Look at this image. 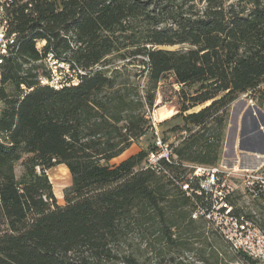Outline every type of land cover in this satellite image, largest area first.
Returning <instances> with one entry per match:
<instances>
[{
  "label": "trees",
  "instance_id": "trees-1",
  "mask_svg": "<svg viewBox=\"0 0 264 264\" xmlns=\"http://www.w3.org/2000/svg\"><path fill=\"white\" fill-rule=\"evenodd\" d=\"M0 21L15 36L0 64V264H158L149 250L186 264L182 253L222 238L193 217L210 195L187 169L146 166L155 142L112 161L146 135L173 77L177 160L221 162L231 104L251 93L264 112V0H0ZM49 58L78 82L42 84ZM58 165L72 178L63 205Z\"/></svg>",
  "mask_w": 264,
  "mask_h": 264
},
{
  "label": "rangeland",
  "instance_id": "rangeland-1",
  "mask_svg": "<svg viewBox=\"0 0 264 264\" xmlns=\"http://www.w3.org/2000/svg\"><path fill=\"white\" fill-rule=\"evenodd\" d=\"M47 63L48 66L51 68V73L54 76L55 80H58L60 82L72 80L74 82L77 81L74 76L75 73L71 69H69V65L57 63V61L51 58L48 59ZM121 63L123 62L119 58H113L109 66H111L112 64L119 65ZM137 69L143 70V68H141L140 66L137 67ZM42 80L46 81L47 78H42ZM144 83L145 74L143 77H141V84L144 85ZM173 83V77L168 78L164 82L163 91L158 92L156 103L150 116L152 122L156 121L157 123H160V125H158V132L161 137H163L168 143L181 141L182 137L186 134V132H174L172 130L174 126L182 123L181 119L179 118H171L179 111L178 101L180 99L177 94L179 86ZM42 84L49 85L47 83ZM229 114L230 115L226 128L223 151H227V144L232 145L235 131L238 125V127L240 126L241 129L240 133L244 136L243 145L249 148H254L256 151L264 152V145L262 142L263 139L261 138L262 135L259 134V130L257 129V123H262V129L264 131V113L257 108L256 100L252 99V94L248 93L240 95V97L231 104L229 108ZM166 119L168 121L163 122ZM152 122L146 135H144L140 139V141L133 145L131 149H129L126 153H124L119 158L113 160V163H117L120 160L132 154H135L141 149H146L147 147H149V145L155 142L156 134L155 130L152 128ZM253 140L257 142L253 143ZM262 154L264 155V153ZM241 162V165H237L238 167L236 168H239L237 170L257 169L253 167H246L254 166V164L243 161V158ZM220 163H224L228 167H234L235 159L231 157L224 158L222 156ZM18 169L20 168L18 167ZM262 171L264 172V170ZM48 174L50 180L53 183V190L58 202H60L62 205L65 204L64 190L72 182L69 169L65 165H58L50 169L48 171ZM230 182L234 187H237L236 191L234 192V196L232 197V203H235V205L242 211V213H252V215H255V220L257 224L264 231V203L260 199L253 198L249 195V193L246 192L245 181L242 177L240 178L237 175H232L230 177ZM212 227L215 229L213 225ZM212 238L213 237L208 239L207 242L204 241V245L207 243H212V246L208 245L207 250L204 247L201 248V246H199V250L185 251L181 254V260L184 261V263L186 264H248L235 256V253L233 252L234 250L229 247L230 244L228 245L224 241L223 237L220 239H216V241H214ZM195 247H198L197 244L195 245ZM212 251H214L213 254ZM145 253L150 263L158 262V264H168L167 259H158L155 254L150 250L148 252L146 251ZM202 257H204V259L206 260H200V258ZM257 264L263 263L258 261Z\"/></svg>",
  "mask_w": 264,
  "mask_h": 264
},
{
  "label": "built area",
  "instance_id": "built-area-1",
  "mask_svg": "<svg viewBox=\"0 0 264 264\" xmlns=\"http://www.w3.org/2000/svg\"><path fill=\"white\" fill-rule=\"evenodd\" d=\"M14 43L15 36H8L6 22L0 23V64L2 63V56L10 53ZM61 64L64 65L66 63ZM75 79H77L76 82L73 80L60 82L55 80L52 75L50 79L46 81L41 80V82L47 83L54 88H60L64 84H76L78 78L75 76ZM158 125L160 123L156 121L152 122V128L156 134V148L149 152L146 166L166 175L170 174L168 171L169 165L187 169L190 182L199 181L200 188L195 191L201 194V190L203 189L207 195H210V197L206 198L209 204L205 207L198 206L193 217L204 216L230 244L234 251L244 253L264 264V231L259 227L255 218L246 216L241 210L236 212V207L232 203V197L237 187H234L230 182L232 175L242 177L245 181L246 192L264 203V172L260 168L237 170L239 168L228 167L224 163L214 166L180 163L175 155V148L180 141L168 143L159 134ZM176 182L188 195H192L194 188L190 187L189 182Z\"/></svg>",
  "mask_w": 264,
  "mask_h": 264
},
{
  "label": "crops",
  "instance_id": "crops-1",
  "mask_svg": "<svg viewBox=\"0 0 264 264\" xmlns=\"http://www.w3.org/2000/svg\"><path fill=\"white\" fill-rule=\"evenodd\" d=\"M261 127H262V123H261V125H260V123H257V129L259 130V134L262 135L261 138L263 139L262 142L264 145V131ZM240 130H241L240 126L238 127V125H237V129L235 131V135H234L232 145L227 144V148H226L227 151L226 150L224 151L223 157L224 158L225 157L226 158L227 157L228 158H230V157L234 158L235 159V163H234L235 166L234 167H238L237 165H241V163H242L241 161L243 158V161L254 164V166H246V167L260 168L261 170H264V155L262 154L264 152H259V151H256L254 148H249L247 146H244L243 145L244 136H243V134L240 133ZM255 142H257V141L253 140V143H255ZM59 204H61V203L59 202Z\"/></svg>",
  "mask_w": 264,
  "mask_h": 264
},
{
  "label": "bare ground",
  "instance_id": "bare-ground-1",
  "mask_svg": "<svg viewBox=\"0 0 264 264\" xmlns=\"http://www.w3.org/2000/svg\"><path fill=\"white\" fill-rule=\"evenodd\" d=\"M158 121V120H157Z\"/></svg>",
  "mask_w": 264,
  "mask_h": 264
}]
</instances>
